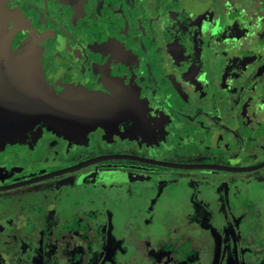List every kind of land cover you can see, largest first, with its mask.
I'll use <instances>...</instances> for the list:
<instances>
[{
	"label": "flooded vegetation",
	"instance_id": "obj_1",
	"mask_svg": "<svg viewBox=\"0 0 264 264\" xmlns=\"http://www.w3.org/2000/svg\"><path fill=\"white\" fill-rule=\"evenodd\" d=\"M8 7L52 85L131 112L0 147V264H264V0Z\"/></svg>",
	"mask_w": 264,
	"mask_h": 264
},
{
	"label": "water",
	"instance_id": "obj_2",
	"mask_svg": "<svg viewBox=\"0 0 264 264\" xmlns=\"http://www.w3.org/2000/svg\"><path fill=\"white\" fill-rule=\"evenodd\" d=\"M20 20L8 0H0V147L23 144L43 129L80 138L98 127L130 119V105L120 95L52 85L38 36L32 32L14 45L23 28Z\"/></svg>",
	"mask_w": 264,
	"mask_h": 264
}]
</instances>
